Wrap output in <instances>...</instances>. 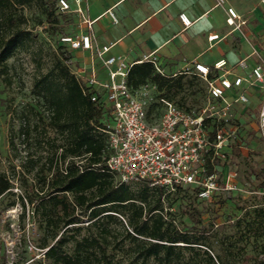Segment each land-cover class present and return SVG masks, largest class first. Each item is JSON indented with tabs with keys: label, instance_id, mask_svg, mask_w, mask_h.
I'll list each match as a JSON object with an SVG mask.
<instances>
[{
	"label": "trees",
	"instance_id": "16d2710c",
	"mask_svg": "<svg viewBox=\"0 0 264 264\" xmlns=\"http://www.w3.org/2000/svg\"><path fill=\"white\" fill-rule=\"evenodd\" d=\"M33 3L40 6L46 22L59 32L57 48L60 56L53 69L34 83L46 114L45 124L55 134L54 156L49 159L53 171L48 190L38 197L31 211L46 231L37 243L43 259L48 264H111L116 252L123 251L131 257L126 264L151 258L160 264H199L192 258L195 252L187 259L181 258V254L183 250H195L196 245L205 244L203 239L208 230L197 227L202 209L194 204L183 210L191 222L183 229L168 217L169 208L163 206L165 197L179 192L190 202L202 201L197 198L195 189L178 187L169 193L162 187H149L139 182L143 187L134 191L128 184L118 182L107 169L106 126L112 119L111 108L100 90L87 86L69 69L67 61L71 50L61 43L60 37L71 34L61 26L73 22V18L71 13L58 10L57 0H0V79L10 83L7 59L29 35V31L21 27L24 19L17 10ZM183 74L178 77L160 74L153 63L143 61L131 65L126 81L132 89L150 81L163 96H167L183 88ZM211 77L210 74L207 78ZM203 81L206 99V82ZM93 94L96 96L94 101L91 100ZM158 104H152L148 113L155 110L159 115L161 106ZM175 104L186 110L192 109ZM244 122L237 123L240 126L238 141L230 144L227 158L231 154L239 156L241 146L255 136L250 129L244 128ZM215 127L216 123L210 124L211 136ZM22 133L27 134V128L22 129ZM251 174L261 178L258 188H264V162L257 170H248L246 182ZM12 187L11 180L0 173V197ZM29 201L32 203L31 198ZM119 215L124 217L125 223ZM253 220L264 232V206L253 208ZM113 224H119L121 231L118 232ZM82 229L87 232L81 234ZM203 252L205 264H229L218 255L214 258L208 251ZM238 264H264V256L252 261L241 259Z\"/></svg>",
	"mask_w": 264,
	"mask_h": 264
},
{
	"label": "rangeland",
	"instance_id": "374dc122",
	"mask_svg": "<svg viewBox=\"0 0 264 264\" xmlns=\"http://www.w3.org/2000/svg\"><path fill=\"white\" fill-rule=\"evenodd\" d=\"M252 1L264 14L262 1ZM19 13L24 19L21 27L29 31L28 39L7 59L10 83L0 79V173H4L13 184L11 191L0 197V264H48L37 247L46 231L41 228L40 220L32 216L31 211L38 197L48 190L53 171L49 159L54 156L55 134L45 124L46 114L34 83L53 69L60 57L57 48L59 32L46 22L40 6L36 3L18 8L17 14ZM256 21H251L254 34L259 32L256 25L260 22ZM61 28L71 34L76 31L73 22ZM261 29L264 35V26ZM70 54L67 61L69 69L81 81L85 80L87 71L80 67L81 55L76 50H71ZM111 68L113 66L106 68V72ZM162 69L167 76L178 77L184 73L185 83L175 94L163 96L152 82H147L145 88L154 103L158 102L161 106L160 99H165L192 109L205 103V83L193 69L181 73L164 67ZM104 75L102 73L100 76ZM261 91L257 87L252 89L248 104L250 112L245 119L242 118L245 121L244 128L253 133L255 116L262 98ZM243 107L244 105H237L236 109L241 111ZM152 116H158L155 110L152 111ZM26 128L27 134H23L22 129ZM255 137L251 136L250 142L241 146L239 156L231 154L226 159L219 174L220 188L208 199L190 202L180 192L165 197L163 206L169 208L167 215L176 226L185 229L191 225L183 210L188 205L195 204L202 209L201 221L197 227L208 230L206 238L203 239L205 244L196 245L195 250H183L181 258L187 259L195 252L192 258L199 264H205L203 251H208L214 258L218 255L229 264H238L241 259L252 261L264 256V232L259 230L261 228L253 220V208L264 206V188H258L260 177L251 174L250 180H245L249 169L257 170L264 162V147ZM227 172L236 173L229 181L233 180V185L241 191L223 188ZM128 185L134 191L143 187V183L139 182ZM119 218L125 223L123 216L119 215ZM113 227L118 232L122 229L119 224H113ZM86 232L82 229L80 233ZM130 258L128 254L119 251L111 264H126ZM135 264L160 263L151 258L148 261L138 260Z\"/></svg>",
	"mask_w": 264,
	"mask_h": 264
},
{
	"label": "built area",
	"instance_id": "2783aa9c",
	"mask_svg": "<svg viewBox=\"0 0 264 264\" xmlns=\"http://www.w3.org/2000/svg\"><path fill=\"white\" fill-rule=\"evenodd\" d=\"M73 1L77 8H71ZM222 5L225 0H216ZM264 4V0H261ZM80 0H57L58 10L67 13H81ZM229 24L239 15L233 7L226 9ZM114 22L117 18L109 11ZM183 26L191 24L184 14L178 15ZM88 31L62 35L61 43L70 50L91 51L101 67L108 69L107 77L99 79L94 68L86 76L84 83L103 93L111 108L112 119L106 126L109 155L106 167L124 184L143 182L149 187H162L172 193L178 187H192L200 200L208 199L219 186V174L227 159L230 144L238 141L240 130L238 121L248 116L251 91L255 87L262 92L256 113L254 134L264 147V60L247 69L246 59L237 63L243 74H232L224 69L226 60L219 59L213 69L194 63L195 74L206 82L205 103L195 109L186 110L177 104L160 99L161 113L154 117L148 110L152 97L145 84L132 89L126 76L133 63H127L120 55H109L112 44L99 46L89 31L91 21L83 19ZM212 35L209 38H215ZM149 61L163 74V69L155 56L145 57L138 63ZM190 70H184L183 72ZM221 71V72H220ZM182 71H180L181 73ZM211 78H207L208 75ZM93 94L91 100H95ZM158 103V102H157ZM237 105H244L241 111ZM243 114V116H242ZM254 116V115H251ZM216 123L213 136L210 124ZM264 152V149H263ZM223 188L233 190L235 172H227Z\"/></svg>",
	"mask_w": 264,
	"mask_h": 264
},
{
	"label": "crops",
	"instance_id": "0c3cea01",
	"mask_svg": "<svg viewBox=\"0 0 264 264\" xmlns=\"http://www.w3.org/2000/svg\"><path fill=\"white\" fill-rule=\"evenodd\" d=\"M79 5L80 14L71 12L75 33L88 31L82 21L90 20L94 41L99 46L112 44L106 56L120 55L127 63L155 56L162 68L180 72L193 69L194 63L213 69L216 61L225 59L224 69L231 77L245 72L237 66L240 59H246L247 69L264 60V14L252 0H225L222 5L216 0H80ZM228 7L239 15L233 24L227 22ZM71 8H77L73 1ZM180 13L190 19L189 26L182 25ZM255 19L260 22L258 34L251 23ZM212 35L216 37L210 39ZM76 51L86 76L94 68L99 79L107 77L91 51Z\"/></svg>",
	"mask_w": 264,
	"mask_h": 264
}]
</instances>
